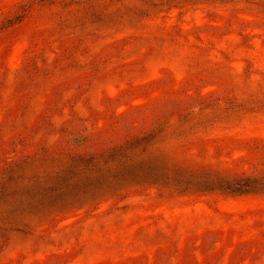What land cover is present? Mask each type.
Segmentation results:
<instances>
[{
    "label": "rangeland",
    "instance_id": "374dc122",
    "mask_svg": "<svg viewBox=\"0 0 264 264\" xmlns=\"http://www.w3.org/2000/svg\"><path fill=\"white\" fill-rule=\"evenodd\" d=\"M26 1L0 0V264H264V0L2 27Z\"/></svg>",
    "mask_w": 264,
    "mask_h": 264
},
{
    "label": "trees",
    "instance_id": "16d2710c",
    "mask_svg": "<svg viewBox=\"0 0 264 264\" xmlns=\"http://www.w3.org/2000/svg\"><path fill=\"white\" fill-rule=\"evenodd\" d=\"M41 1H37V0H28L25 3H23L20 6V15H17L15 17H13L12 19H8L6 21V24L1 25L2 27H5L7 25H12V23L14 22H20L22 20V18H29V16H31L33 14V12L35 11L36 7L39 5H42V7H38L39 9L41 8H45V7H52L54 1L49 0V2L47 3H43V4H39ZM46 4H48V6H46ZM256 181L255 178H241V179H232L231 180V186H228V188H233V191H247V189L249 187H251L252 183H254Z\"/></svg>",
    "mask_w": 264,
    "mask_h": 264
}]
</instances>
